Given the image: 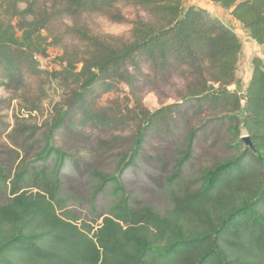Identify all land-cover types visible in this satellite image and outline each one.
Instances as JSON below:
<instances>
[{
    "label": "trees",
    "instance_id": "1",
    "mask_svg": "<svg viewBox=\"0 0 264 264\" xmlns=\"http://www.w3.org/2000/svg\"><path fill=\"white\" fill-rule=\"evenodd\" d=\"M208 1L230 11L264 46V0ZM124 8L133 9V18ZM97 18L129 24L130 38L94 32L91 21ZM51 50L60 51L56 66L42 69L40 60L49 59ZM242 53L229 26L206 9L187 6V0H2L5 88L28 94L45 79L68 100L61 102L42 138L45 146L32 161L47 164L54 158L51 171L30 168L24 160L14 173L0 166V264H264V66L253 60L244 95L231 90L240 84ZM174 78L181 86L176 100L208 108L212 118L228 124L233 155L193 181H182L199 129L190 131L168 181L170 208L161 213L147 204L135 206L123 175L135 166L146 134L168 125L178 105L134 111L142 127L133 148L120 157L116 174L95 172L91 201L111 185L116 202L100 225L81 221L60 179L72 157L55 145L66 114L88 109L98 89H134L144 80L161 92ZM21 134L24 149L35 133ZM245 136L252 147L242 141Z\"/></svg>",
    "mask_w": 264,
    "mask_h": 264
},
{
    "label": "rangeland",
    "instance_id": "2",
    "mask_svg": "<svg viewBox=\"0 0 264 264\" xmlns=\"http://www.w3.org/2000/svg\"><path fill=\"white\" fill-rule=\"evenodd\" d=\"M191 4L201 5L240 38L243 44L238 66L240 84L230 89L244 95L252 77L253 60L258 59L264 66V46L251 39L249 32L231 16L230 11L208 0H187V6ZM124 11L129 19L133 18V9L124 8ZM91 24L96 33L130 38L129 24H112L101 18L93 19ZM58 53L59 50H51L49 59L40 60L41 68L53 69ZM143 70L147 71V66L144 65ZM135 84L134 89L120 85L111 93L98 89L88 109L75 108L66 114L64 126L55 133V145L72 157L61 172L62 189L70 200L69 208L85 223L100 225L116 202L111 185L91 201L98 185L95 172L116 174L120 157L133 148L137 132L142 127L135 112L147 110L153 113L163 106L178 105L176 108L173 106L174 119L168 125L146 134L135 166L123 175L126 190L135 206L147 204L161 213L170 208L168 181L175 173L178 153L183 150L190 131L199 129L191 158L181 172L182 181H193L214 162L233 155L228 124L212 118L208 108L199 110L191 102L176 100L181 87L177 78L162 86L161 92L149 88L144 80ZM67 100L56 84L45 79L38 80L28 94L7 90L0 79V166L9 167L14 173L24 160L30 168L46 167L51 171L55 166L54 158L47 164L32 161L45 146L42 138L61 112V102L66 103ZM95 115L99 118L91 121ZM21 131L35 133L26 149H22L24 136Z\"/></svg>",
    "mask_w": 264,
    "mask_h": 264
},
{
    "label": "water",
    "instance_id": "3",
    "mask_svg": "<svg viewBox=\"0 0 264 264\" xmlns=\"http://www.w3.org/2000/svg\"><path fill=\"white\" fill-rule=\"evenodd\" d=\"M242 141L245 143L246 146L252 147L251 140L249 137H247V136L243 137Z\"/></svg>",
    "mask_w": 264,
    "mask_h": 264
},
{
    "label": "crops",
    "instance_id": "4",
    "mask_svg": "<svg viewBox=\"0 0 264 264\" xmlns=\"http://www.w3.org/2000/svg\"><path fill=\"white\" fill-rule=\"evenodd\" d=\"M191 5H195V6L199 7V8H203V7H201V5H199V4H191Z\"/></svg>",
    "mask_w": 264,
    "mask_h": 264
}]
</instances>
